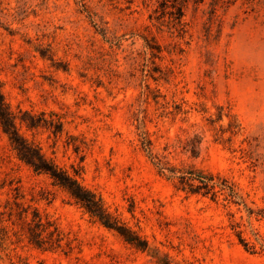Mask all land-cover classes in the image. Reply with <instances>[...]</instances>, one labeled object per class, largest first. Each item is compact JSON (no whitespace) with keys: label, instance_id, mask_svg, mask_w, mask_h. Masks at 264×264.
<instances>
[{"label":"rangeland","instance_id":"obj_1","mask_svg":"<svg viewBox=\"0 0 264 264\" xmlns=\"http://www.w3.org/2000/svg\"><path fill=\"white\" fill-rule=\"evenodd\" d=\"M0 91L139 244L0 125V203L36 207L59 237L41 251L4 221L0 264H264V0H0ZM190 170L215 194L178 188Z\"/></svg>","mask_w":264,"mask_h":264},{"label":"trees","instance_id":"obj_2","mask_svg":"<svg viewBox=\"0 0 264 264\" xmlns=\"http://www.w3.org/2000/svg\"><path fill=\"white\" fill-rule=\"evenodd\" d=\"M181 13L182 7H179V15H181ZM20 122H24L28 128L36 127L40 123L34 120V118L29 122L21 119ZM0 125L2 130L7 134L10 146L18 159L29 165L34 172L48 174L54 184L64 188L91 216L97 218L106 227L116 229L127 242L139 245L138 242L130 236L133 234L129 232L127 228H123V226H114L115 224H112L110 216L103 208L102 203L91 190L83 186L75 177L69 175L66 170L58 167L50 158L42 153L37 145L29 142L18 132L16 116L10 110L1 91ZM59 129L60 128H58V131ZM160 168L162 169L163 166H160ZM179 179L180 186H178V188L187 190L191 193L215 194V184L211 174L190 170L187 171V174L180 175ZM14 204L16 208H13L9 201L0 203V239H4L8 236L7 225H4V221H10L11 224L20 221V223H23L25 226L24 233L26 234L28 244L34 248L41 251H51L53 243L57 246L59 245V237L56 228L51 230V221L44 217L36 207L31 208V214L29 218H27L30 206H23L22 203L16 201H14ZM12 217H14V219ZM11 230L12 234L16 237V240L11 241H19L18 230ZM54 234H56L55 237Z\"/></svg>","mask_w":264,"mask_h":264}]
</instances>
